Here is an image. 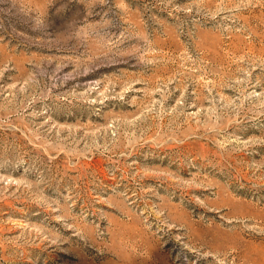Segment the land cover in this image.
<instances>
[{"label":"rangeland","instance_id":"374dc122","mask_svg":"<svg viewBox=\"0 0 264 264\" xmlns=\"http://www.w3.org/2000/svg\"><path fill=\"white\" fill-rule=\"evenodd\" d=\"M0 264H264V0H0Z\"/></svg>","mask_w":264,"mask_h":264}]
</instances>
